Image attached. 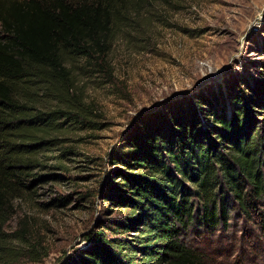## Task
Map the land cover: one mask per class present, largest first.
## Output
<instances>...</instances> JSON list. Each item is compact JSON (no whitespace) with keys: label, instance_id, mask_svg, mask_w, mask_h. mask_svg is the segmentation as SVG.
<instances>
[{"label":"trees","instance_id":"16d2710c","mask_svg":"<svg viewBox=\"0 0 264 264\" xmlns=\"http://www.w3.org/2000/svg\"><path fill=\"white\" fill-rule=\"evenodd\" d=\"M154 1L0 0V234L17 199L60 177L35 178L62 169L37 157L52 150L50 133L95 124L77 75L110 79L116 38L138 30ZM229 93V115L225 104L200 103L199 112L142 121L111 155L115 180L103 201L122 217L86 233L89 246L63 264H208L185 239L192 228L224 230L235 211L264 230V81Z\"/></svg>","mask_w":264,"mask_h":264},{"label":"rangeland","instance_id":"374dc122","mask_svg":"<svg viewBox=\"0 0 264 264\" xmlns=\"http://www.w3.org/2000/svg\"><path fill=\"white\" fill-rule=\"evenodd\" d=\"M143 14L150 18L138 30L116 38L110 79L77 75L76 91L90 104L95 124L50 133L52 150L37 157L62 169H37L35 178L60 177L35 182L16 200L1 228V264H63L78 257L90 244L86 233L123 215L103 201L115 180L111 155L127 146L143 120L179 107L199 112L200 103L225 104L229 115L230 91L248 93L264 81V0H156ZM60 195L64 204H48ZM229 222L214 232L197 226L185 239L208 264H264L258 218L233 211Z\"/></svg>","mask_w":264,"mask_h":264}]
</instances>
